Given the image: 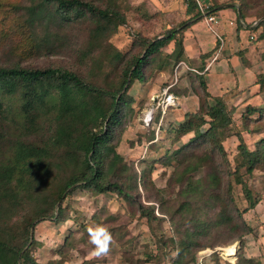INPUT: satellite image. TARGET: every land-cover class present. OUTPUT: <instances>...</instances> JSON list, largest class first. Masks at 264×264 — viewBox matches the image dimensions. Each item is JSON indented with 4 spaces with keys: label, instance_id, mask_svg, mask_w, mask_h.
Listing matches in <instances>:
<instances>
[{
    "label": "trees",
    "instance_id": "1",
    "mask_svg": "<svg viewBox=\"0 0 264 264\" xmlns=\"http://www.w3.org/2000/svg\"><path fill=\"white\" fill-rule=\"evenodd\" d=\"M125 1L0 0L1 53L7 48L10 56L19 54L20 60L48 55L78 43L73 27L84 33L74 53L84 75L54 66L30 68L20 60L0 63V140L8 135L9 122L16 125L18 121L24 135L22 140H12L8 156L0 158V264H39L31 255L34 220L51 221L56 205L55 221L61 220L64 202L77 190L96 198L116 195L128 207L125 216L139 219L149 228L170 215L173 235L157 241L161 264H195L199 251L239 242L250 231L242 213L260 202L253 197L249 179L256 171L264 174V106H248L235 120L236 109L223 98H213L202 75L185 69L177 71V84L184 80L186 86L179 84L174 96L182 90L191 93L197 97L198 108L185 113L180 123H170L168 129L171 144L189 137L167 159L177 163L169 187H178L180 202L177 208L167 205L164 190L142 200L140 184L145 187L151 182L150 168L141 162L138 171L118 152L131 115L129 90L135 82L146 83L155 72L166 70L170 62L176 65L182 61L183 28L168 29L153 38L135 34L132 52L117 57L111 73L102 74L101 64L106 58L103 38L126 25L130 7ZM250 4V12L241 8V19L254 15L264 26V0H251ZM187 11L196 12V6L189 4ZM189 17L186 23L193 19ZM10 37L15 41L10 42ZM170 43L173 50L162 52ZM257 85L264 94V74L257 76ZM50 91L55 96L49 95ZM14 95L20 102L16 113L8 102ZM44 114H52L51 120L37 125ZM244 133L254 138L251 146L245 142ZM232 137L238 140L241 158L234 167L223 147ZM201 169L204 174L196 177ZM233 184L240 186L247 201L242 211L235 205ZM148 191L151 187L145 194ZM16 211L17 219L12 221ZM103 213V209L95 212L82 230L102 225L99 218ZM203 213H212V217ZM215 230L221 232V238ZM154 257L148 256L150 264Z\"/></svg>",
    "mask_w": 264,
    "mask_h": 264
},
{
    "label": "rangeland",
    "instance_id": "2",
    "mask_svg": "<svg viewBox=\"0 0 264 264\" xmlns=\"http://www.w3.org/2000/svg\"><path fill=\"white\" fill-rule=\"evenodd\" d=\"M125 5L130 7L126 12V25L103 38L106 58L101 64L102 74L111 73L117 57L132 52V39L135 34H142L148 38L160 36L164 34L165 30L183 28L184 25H181L190 18L184 13L186 10L184 0H127ZM72 34L76 36L78 43H75L71 48L23 60H20L19 54L10 56L9 49L5 48L2 53L0 52V63L20 60L21 65L30 68L54 66L72 69V71L84 75L83 66L74 57L76 46L84 39V33L79 32L77 27H73ZM10 38V42L15 41V37ZM173 45L170 43L162 49V52L168 53L172 50ZM174 67V62H170L163 74L155 72L146 83L135 82L129 90L133 100L131 115L128 116L129 119L124 127L125 132L122 135L118 152L126 160V163H133L138 171L141 169V162H144V166H149L151 182L146 183L145 187L142 183L140 184L142 200L154 198L152 196L157 194V190H164L163 195L167 205L177 208L180 202L176 196L178 187H169V179L177 163L167 159L172 151L179 148L183 142H187L189 137H185L180 143L171 144L168 129L170 121L173 120V111L178 108L177 101L174 106H169L164 114L161 113L163 110L157 106L158 102L163 99L164 90L175 82ZM177 81L170 90L173 96L180 84H177ZM49 95L55 96V93L50 91ZM4 102H7V99H4ZM8 102L12 111L16 113L20 103L19 97L14 95L13 98H8ZM238 115L235 114V120ZM51 118L52 114H44L36 121L37 125L44 121L48 122ZM8 126L10 127L8 135L5 139L0 140V158L8 156L12 140L24 139V135L19 130L18 121L16 125L14 122H9ZM243 137L247 145L251 146V141L254 138L251 139L245 133ZM30 140L32 141L31 138ZM237 145L238 140L235 137L223 143L227 160L232 167L241 162ZM165 160H167L166 163ZM203 174V169H201L195 176L200 177ZM226 178L225 176V180ZM226 183H228V178ZM14 184H16V180ZM249 185L253 197L260 199L254 209L242 213V219L250 231L239 242L199 251L196 256L198 264H216L218 261L220 264H264V174L258 171L254 172L249 179ZM146 187H151V191H148L147 194H145ZM152 187L155 189L152 190ZM232 193L235 205L242 211L246 208L247 201L244 199L240 186L233 184ZM58 207V205L55 207V217L58 215ZM102 209L106 211V214L103 213L99 221L111 233L112 243L108 254L98 258L94 255L95 246L90 243L88 231L82 230V225L88 222L95 212ZM212 209L217 211L216 208ZM127 210L128 207L124 201L119 200L114 194H105L96 198L82 190H77L64 202V213L61 220L55 221V217L51 221L34 220L30 229V240H35L31 255L39 264H83L85 260L92 261V264H150L148 256L156 255L153 259L154 263L151 264H161L157 259V241L161 238L166 241L172 237L173 225L169 219L170 215H166L164 221L149 228L145 222L139 219L131 220L126 217ZM107 212L118 216L117 218L108 217ZM203 214L212 217V213ZM199 218L201 217L199 216ZM16 219L17 211L12 216V221ZM214 233L218 238H221L219 230H215ZM85 236H87V242ZM129 239L134 240L126 244V240ZM122 244H126L125 247ZM170 248L169 245L166 250L169 251ZM230 248L233 251H227ZM241 260L246 261L240 262Z\"/></svg>",
    "mask_w": 264,
    "mask_h": 264
},
{
    "label": "crops",
    "instance_id": "3",
    "mask_svg": "<svg viewBox=\"0 0 264 264\" xmlns=\"http://www.w3.org/2000/svg\"><path fill=\"white\" fill-rule=\"evenodd\" d=\"M201 1L218 23L214 31L210 30L202 16L196 15L197 11H187L188 6H185V15L193 19L183 26L180 35L183 47L180 62L201 73L208 93L213 98H223L229 107L236 109L238 117L248 106H264V94L259 93L257 85V76L264 74V26L259 25L262 19L254 15L241 19L240 12L241 8L247 11L251 8V0ZM217 36L223 41L220 51ZM251 36L254 40H250ZM180 85L184 87L186 82L182 80ZM176 101L178 108L173 111L170 123H180L185 113L198 108L197 97L183 90Z\"/></svg>",
    "mask_w": 264,
    "mask_h": 264
},
{
    "label": "built area",
    "instance_id": "4",
    "mask_svg": "<svg viewBox=\"0 0 264 264\" xmlns=\"http://www.w3.org/2000/svg\"><path fill=\"white\" fill-rule=\"evenodd\" d=\"M184 3L188 6L189 4H194L196 6V9L197 11L199 12V14L202 16V20L206 23L207 27L214 31V26L218 23V20L217 18L212 15L211 13H209V8L202 3L201 0H184ZM217 38L219 39V51L221 50L222 48V44H223V41L222 39L217 36ZM250 40H254V37L251 36L250 37ZM180 68H184L185 70H188V71H191V72H194L196 74H201L199 72H197L196 70L194 69H190L188 68L184 63H177L174 67V76H175V82L174 84H170L165 90H164V94H163V99H161L157 106L158 108L160 107L163 111L161 113L164 114L165 110L169 107V106H174L175 105V102H176V97H174L171 93H170V90L172 89V87L175 85L176 81H177V71L180 69ZM209 68V65L206 67V69Z\"/></svg>",
    "mask_w": 264,
    "mask_h": 264
},
{
    "label": "clouds",
    "instance_id": "5",
    "mask_svg": "<svg viewBox=\"0 0 264 264\" xmlns=\"http://www.w3.org/2000/svg\"><path fill=\"white\" fill-rule=\"evenodd\" d=\"M87 231L90 237V243L95 246L94 255L98 258L106 256L112 243V236L108 229L102 225H93L89 226Z\"/></svg>",
    "mask_w": 264,
    "mask_h": 264
},
{
    "label": "bare ground",
    "instance_id": "6",
    "mask_svg": "<svg viewBox=\"0 0 264 264\" xmlns=\"http://www.w3.org/2000/svg\"><path fill=\"white\" fill-rule=\"evenodd\" d=\"M233 249H234V248H233ZM228 250H230V251H231V250H232V248H230V249H227V251H228ZM232 251H233V250H232Z\"/></svg>",
    "mask_w": 264,
    "mask_h": 264
}]
</instances>
